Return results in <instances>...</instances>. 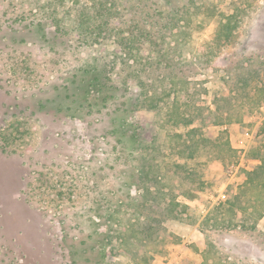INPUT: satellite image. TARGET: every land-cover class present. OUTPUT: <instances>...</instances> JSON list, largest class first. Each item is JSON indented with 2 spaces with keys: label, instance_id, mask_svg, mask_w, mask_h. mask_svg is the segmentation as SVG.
I'll use <instances>...</instances> for the list:
<instances>
[{
  "label": "rangeland",
  "instance_id": "374dc122",
  "mask_svg": "<svg viewBox=\"0 0 264 264\" xmlns=\"http://www.w3.org/2000/svg\"><path fill=\"white\" fill-rule=\"evenodd\" d=\"M131 2H146L151 13L159 3L185 10L184 33L166 36V60L148 51L149 58L127 66L116 57L113 31L95 43L72 30L95 0H0V264H135L115 230L138 215L163 221L150 264H264V217L252 231L199 224L256 165L252 158L264 155V106L205 128L228 131L242 150L237 163L201 150L187 160L170 155L157 169L152 147L168 153L166 131L179 129L135 105L140 90L123 84L135 71L146 86H160L175 71L197 104L213 107L239 67L256 70L253 83H264V0ZM231 13L239 27L219 41L221 14ZM176 168L187 188L201 183L193 198L181 194ZM172 199L188 205L184 220L169 215Z\"/></svg>",
  "mask_w": 264,
  "mask_h": 264
},
{
  "label": "trees",
  "instance_id": "16d2710c",
  "mask_svg": "<svg viewBox=\"0 0 264 264\" xmlns=\"http://www.w3.org/2000/svg\"><path fill=\"white\" fill-rule=\"evenodd\" d=\"M145 3L133 5L131 0H95L96 7L93 5V11L84 9L81 12L82 17L72 30L79 29L80 34L93 37L89 42H95L99 37L101 39L104 31H113L116 35L115 43L120 51V55L116 57L127 66L149 58L145 52L150 51H157L155 58L158 61L166 60L170 45L166 36L171 37L173 41L180 32L184 33L180 30V22L185 19V10L179 14L177 8H168L166 4L156 3L157 5L152 7L154 13H151L149 10L144 11ZM152 8L149 7L151 10ZM156 13L159 16L152 19ZM214 14L215 10L211 8L208 15ZM221 18L216 39L225 42L230 39L240 23L236 13L221 14ZM89 42L87 40V43ZM98 43H101L100 40ZM165 45L166 47H163ZM239 68L231 81L229 93L226 96L217 94L213 107L197 104L194 100L195 93L190 90L188 81L175 71L166 72L160 79V86H146L145 81L135 71L123 82L134 87L131 88L134 94L140 90V100L136 101L135 105L156 112L162 122L179 129L166 131L163 143L168 153L159 146L152 147L151 157L161 162L156 165L157 169H161L166 157L170 155L187 160L193 159L201 150L211 151L217 159L226 163L238 162L242 150L232 146L228 131L219 129L213 134L210 131L205 132V128L240 121L244 109L253 110L264 105V83H253L257 71ZM0 140L3 143L1 147L4 148L6 144L2 137ZM257 157L259 163L247 170L242 182L229 185L225 200L218 202L202 217L199 222L201 228L242 231L256 229L257 223L264 216V155ZM176 166L183 171L184 163L179 162ZM177 173L176 168L173 176L183 181L181 187H184V191L181 194L186 198H193L201 189V183L192 186L193 189L187 188L184 177ZM160 177L155 173V180ZM169 206V215L179 221L184 220L183 213L188 209L186 203L172 199ZM162 222L160 217L154 215H146L143 218L138 215L134 219H128L126 223L123 222L122 227L115 230L116 239L124 250L131 253L135 264H150L152 252L157 250L156 241ZM202 255L205 261V251ZM211 264L220 263L219 260L213 259Z\"/></svg>",
  "mask_w": 264,
  "mask_h": 264
},
{
  "label": "crops",
  "instance_id": "0c3cea01",
  "mask_svg": "<svg viewBox=\"0 0 264 264\" xmlns=\"http://www.w3.org/2000/svg\"><path fill=\"white\" fill-rule=\"evenodd\" d=\"M263 106H264V105H263ZM231 144H232V143H231ZM232 146H233V145H232ZM233 147H234V146H233ZM241 155H242V154H241ZM240 157H241V156H240ZM252 161L255 162V164H258V163H259V159H258L257 156H254V157L252 158ZM253 167H254V166H253ZM253 167H252V168H253ZM247 170H248V169H247ZM263 217H264V216H263ZM263 217H262V218H263ZM262 218H261V219H262ZM261 219H260V220H261ZM260 220H259V221H260ZM259 225H261V224H259V222H258V223H257V227H258ZM262 226H264V224H262ZM241 231H242V230H241ZM262 231H264V230H262ZM182 235H186V234H182ZM187 236H188V235H187ZM250 243H251V242H250ZM200 251H201V253H202V252L204 251V249H203V250H200ZM203 261H204V260H203V256H202V262H203ZM210 261L212 262V260H210Z\"/></svg>",
  "mask_w": 264,
  "mask_h": 264
},
{
  "label": "built area",
  "instance_id": "2783aa9c",
  "mask_svg": "<svg viewBox=\"0 0 264 264\" xmlns=\"http://www.w3.org/2000/svg\"><path fill=\"white\" fill-rule=\"evenodd\" d=\"M221 196H222L223 199L225 198V194L224 193Z\"/></svg>",
  "mask_w": 264,
  "mask_h": 264
}]
</instances>
